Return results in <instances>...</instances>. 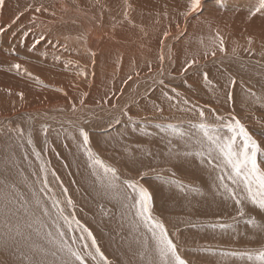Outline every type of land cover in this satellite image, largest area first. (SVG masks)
<instances>
[{"label": "bare ground", "instance_id": "6f19581e", "mask_svg": "<svg viewBox=\"0 0 264 264\" xmlns=\"http://www.w3.org/2000/svg\"><path fill=\"white\" fill-rule=\"evenodd\" d=\"M191 5L192 0L0 4L3 264H79L67 251L81 252L76 229L91 233L95 253L99 248L110 264H153L149 227L157 220L178 254L187 244L198 256L201 247L215 245L212 233L219 232L226 245L234 238L241 246L264 245V209L252 202L242 180L234 182L227 161L214 173L204 165L199 173L192 169L199 158L221 154L200 127L182 124L190 121L184 115L210 113L216 123L208 132L227 139L232 133L225 124L236 117L260 146L256 159L264 170V0H199L194 11ZM20 120L27 127L16 141L4 127ZM32 135L41 150L46 142L54 150L38 153ZM241 145L237 135L236 149ZM42 155L51 160V189L42 176ZM97 159L115 169V177ZM170 166L194 171L196 185L161 178L159 170ZM130 184L152 196L148 225L137 215L138 189ZM168 219H186L188 228L165 224ZM217 219L230 222L215 224ZM196 235L202 240H191ZM245 257L240 264H261Z\"/></svg>", "mask_w": 264, "mask_h": 264}, {"label": "snow or ice", "instance_id": "6c2138e0", "mask_svg": "<svg viewBox=\"0 0 264 264\" xmlns=\"http://www.w3.org/2000/svg\"><path fill=\"white\" fill-rule=\"evenodd\" d=\"M3 3V0H0V4ZM199 6V0H192L191 10H195ZM264 7V6H262ZM249 39V43H251ZM223 50V49H221ZM19 69V65H15ZM22 98L23 94H19ZM200 116L203 117L204 113L201 112ZM234 123H229L226 125V128L230 133L231 137L224 139L220 136H212L208 132V126L201 123L200 128L204 133V138L213 145L215 150H217L227 163L232 168V179L234 182L240 180L243 181L249 197L252 199V202L258 203L259 207L264 209V170L257 164V153L260 150V146L257 141L249 135L245 127L240 123L236 117H232ZM83 137L84 145L89 143V138L87 133L81 131ZM237 135L242 137V145L239 149L235 147V140ZM90 159H94L91 152L88 153ZM211 155V152L209 153ZM211 163V161H209ZM96 163L100 164L104 168L105 173H112V176L115 177V169H112L108 166L103 165L102 161L96 160ZM129 187L133 189H138L139 199L136 201V204L139 205L137 212L138 217L148 225L152 221L150 205L152 196L147 189L139 187L136 184H130ZM239 202V201H237ZM71 203V201H69ZM243 215V210L240 212ZM77 223H79L77 221ZM82 227V226H81ZM87 231V229H84ZM149 231L152 233V239L155 241V254L157 259L153 261V264H186V261L181 258L177 252V245L173 243L168 237L167 230L164 228L163 224L158 220L154 223H151ZM91 237V233H88ZM95 240L92 241V246L95 247ZM63 250V249H62ZM70 257L74 258L75 261H78L79 264H85V259L80 255L79 252L73 251L71 248L67 249ZM97 254H100L99 248H96ZM251 258V256L249 257ZM100 259L104 260L102 254H100ZM256 259L264 264V251H260L256 255ZM67 264V262H66ZM105 264L107 262L105 261Z\"/></svg>", "mask_w": 264, "mask_h": 264}, {"label": "rangeland", "instance_id": "374dc122", "mask_svg": "<svg viewBox=\"0 0 264 264\" xmlns=\"http://www.w3.org/2000/svg\"><path fill=\"white\" fill-rule=\"evenodd\" d=\"M169 38V37H168ZM91 52V51H90ZM146 72V69L145 71ZM157 72V69L153 70V71H150V72H147V73H144V74H141V75H138V76H133V77H130L128 80H127V83L128 84H134L135 81H138L140 80L141 78H144V77H149L150 75H152L153 73ZM173 86V85H172ZM46 108L50 109L51 107L47 106ZM30 110H33V109H30ZM204 113V112H203ZM221 112L219 111L218 114H220ZM205 114V113H204ZM1 116V115H0ZM205 116V117H204ZM203 116V120H202V117L200 116V113L199 114H195V115H184L183 118L187 117L190 119V121L188 122H184L182 123L183 126L185 125L186 128H197V127H200L201 123H204L206 124L208 127L210 126H215V125H212L215 122V119L214 117L212 116V118L210 117V113L209 114H205ZM224 116V115H222ZM212 119L211 121H209L210 119ZM201 119V120H200ZM157 122H161L160 120H156ZM199 121V122H197ZM202 121V122H201ZM206 121V122H205ZM21 122V123H20ZM20 122L18 123H14V122H10L8 123L10 126H3L4 127V130H7V133H5V135H10V132L14 131L12 133L14 139H16V141H19V137H24V130H25V127H27V123H25L23 120H20ZM142 124H145L146 121H141ZM208 122V123H207ZM25 124V125H24ZM191 124V125H190ZM228 123L225 124V126L227 125ZM184 126V127H185ZM223 125H218L219 128H221ZM9 127V128H8ZM10 130V131H9ZM16 130V131H15ZM32 130V129H31ZM35 129H33L31 131V134H34L33 131ZM22 131V132H21ZM15 133V134H14ZM21 133V134H20ZM16 135V137H15ZM18 136V137H17ZM36 136H33L31 137V142H34L35 143V148L40 150L38 151V153L42 154V152H45L47 151L48 152V149L49 150H54V147L46 142L45 143V146H44V149L41 150L40 148V145L37 143L39 140L37 139V137L35 138ZM34 139H36V141H34ZM50 147V148H49ZM37 151L33 152V153H37ZM49 153V152H48ZM41 158V161H42V176H43V179L46 180V186L51 189L53 188V182L50 178V173H49V170H48V167H52V164H51V160L47 157V156H44L42 155ZM48 160V161H47ZM90 161V160H89ZM184 161H185V158H184ZM211 161V163L209 162ZM48 167H47V164ZM91 162V161H90ZM190 162V161H189ZM193 162V159L191 160L190 163ZM186 163V161H185ZM189 163V164H190ZM226 163V160L223 158V156H218V157H215V156H210L209 158H204V157H201L199 158L197 161H195V164L194 166L192 167L193 170H197L198 173H199V170L201 169L202 165L204 166H207L211 172H215L217 169L215 168L217 166V164H219V166H222ZM52 169V168H51ZM50 169V170H51ZM166 169V170H165ZM225 168L224 167H221V170L220 171H224ZM160 172V176L161 178L162 177H165L166 181L168 182H174L175 180V183H178L180 185H187L186 182L189 181H193L194 185H196V179L194 178V176L192 177L191 174H195L194 171H191V170H183V171H176L173 169V167L170 166V168H164L163 170H159ZM176 171V172H175ZM185 171V172H184ZM190 172V173H189ZM165 173V174H164ZM178 173V174H177ZM169 174V175H167ZM185 176H184V175ZM187 174V175H186ZM158 175V173H157ZM156 175V177H157ZM172 175V176H171ZM190 175V176H189ZM158 176V177H160ZM170 176V177H169ZM174 176V177H173ZM173 177V178H172ZM186 177V178H185ZM169 178V179H167ZM184 178V179H183ZM164 179V181H165ZM179 179V180H178ZM185 184H184V183ZM41 184V183H40ZM45 184H41V187H44ZM193 186V185H192ZM100 190V188H99ZM98 190V191H99ZM94 191V190H93ZM58 198H61V196H57ZM92 199L95 200V198H99L98 195L96 194H92V196H90ZM60 201V200H59ZM68 201H71V203L69 204H72L74 203L73 200H68ZM106 206V205H105ZM107 207V206H106ZM108 210V209H107ZM106 209H102L101 212H105L107 211ZM61 212H64V209L61 211ZM59 214V213H58ZM241 218V217H240ZM169 221H166V220H163L165 221V224H174V226L176 225L177 228H182V229H187L188 226L186 225V219H168ZM234 220V219H233ZM220 223V224H227L229 223L230 221L228 219H217L215 224ZM184 227V228H183ZM173 233H172V236H175L176 235V232L177 230L174 228L173 229ZM75 233H76V242H75V248H81V252L79 251L80 255L83 256L84 258L88 259V261H90L92 264H105V261L107 262V264H110V262L107 260V258L103 255L102 252H100V254L103 255L104 257V260H101L100 259V254L99 256L95 253V250H94V247L92 246V241L90 240V238L85 234V232L82 230V229H76L75 230ZM212 240H215V245L214 246H211V247H201L202 248V251H201V248H193L195 249L194 251L199 253L201 251V253H199L198 256H196V254H191V252H193L191 250V252H189L190 250L188 249L189 245L185 244L186 247L185 248H182V249H179L180 250V255H181V258H183L185 261H186V264H240L239 261H240V258H249L251 256V260H256V255L260 252V251H264V245L263 246H258L259 244L261 243H257V242H254L252 245H247L245 246V244L243 246H241V241L234 238V240H228L229 242H233L232 244L230 245H226L227 243L226 242H223L222 240H220L222 237H226L223 236V234L221 232L219 233H212ZM216 236H215V235ZM199 236V235H198ZM177 239H179L177 237ZM199 240L201 241V237H197L194 236L192 237L191 240ZM187 242V241H186ZM237 244V245H236ZM256 245V247L254 246ZM74 248V250H75ZM210 251V252H209ZM204 252V253H203ZM210 253V254H209ZM213 253V254H212ZM215 253V254H214ZM204 254V255H203ZM223 254V255H222ZM206 255V256H205ZM212 255V256H211ZM209 256L212 258H210V261H209ZM217 256H220L221 258L217 257ZM15 257H18V256H15ZM199 257V258H198ZM216 257H217V260H216ZM229 257V258H228ZM187 258V259H185ZM196 258V260H195ZM207 258V259H206ZM235 258L234 261H229V259H233ZM214 259V260H213ZM226 259V260H225ZM199 260V261H198ZM208 260V261H207ZM228 260V261H227ZM221 261V262H220ZM223 261V262H222ZM242 261V260H241ZM190 262V263H189ZM249 263V262H248ZM0 264H3L1 261H0ZM243 264H247L246 262L243 263ZM250 264V263H249Z\"/></svg>", "mask_w": 264, "mask_h": 264}]
</instances>
